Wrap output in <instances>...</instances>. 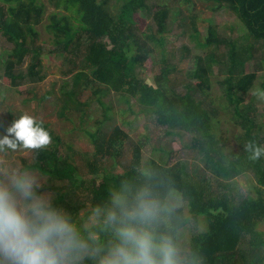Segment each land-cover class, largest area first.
<instances>
[{"label": "trees", "instance_id": "1", "mask_svg": "<svg viewBox=\"0 0 264 264\" xmlns=\"http://www.w3.org/2000/svg\"><path fill=\"white\" fill-rule=\"evenodd\" d=\"M48 1L55 6V10L47 16L45 26L46 31L53 36L52 54L63 55L66 66L64 74L72 82V88L63 93L59 116H65L67 111H79V105L84 104L79 101L80 92L98 82L144 103L145 110L155 115L157 123L167 129V134L181 138L189 135L188 146L199 153L204 167L216 178L228 179L251 170L258 183L257 195L235 196L229 191L209 192L179 164L163 165L151 159L144 165L141 144L133 142L130 144L132 158L124 171L105 175L100 171L98 162L114 150H122L129 139L117 127L111 134H105L100 129L89 133L95 151L93 160H88L87 165L100 176V181L96 177L82 179L77 184L76 164L60 157L58 145L61 140L45 124L43 126L49 131L52 143L38 152L34 169L51 182H69L67 187L54 185L57 189L55 203L77 218L85 206L75 203L71 197L68 189L74 183L78 189L84 186L88 204L94 205L105 198L110 185H117L125 177L138 176L137 169L140 167H149L155 173L153 182L159 191L180 194L192 217L206 216V231L191 237L188 251L195 253L202 264H253L247 261V253L240 252V247L245 245L259 252L264 247V233L259 230V225L264 222V158L253 161L243 148L249 140L264 145V139L254 134V129H259L260 124L251 111V104H243L244 96L254 87L258 77L256 72H245L251 56L245 50L241 53L235 43L218 36L215 29L209 28L204 47H220L223 43L228 46L226 95L233 104L235 120L244 130L245 142L240 150L230 152L225 138L216 135L211 115L196 96L167 86L171 80L168 66H164L156 77V85L148 84L145 76L139 73L140 67L153 54L154 47L160 45V39L152 32H141L129 21L128 16L138 10L149 14V0H124L117 15L111 13L108 0ZM206 1L212 2L214 9L230 10L243 23L251 40L264 42V0ZM45 11L43 0H0V36L11 45L8 52L5 51L4 63L12 85L38 83L44 79V50L36 43L35 26L42 22ZM169 14L170 8L162 6L153 11L152 17L165 25ZM213 57L214 53L211 52L204 57L196 56L194 68L187 73L190 78L199 79L198 88L209 84ZM188 223L189 217L182 208H177L173 219L177 237ZM258 256V263L263 262L264 255L260 252Z\"/></svg>", "mask_w": 264, "mask_h": 264}, {"label": "rangeland", "instance_id": "2", "mask_svg": "<svg viewBox=\"0 0 264 264\" xmlns=\"http://www.w3.org/2000/svg\"><path fill=\"white\" fill-rule=\"evenodd\" d=\"M46 11L42 22L35 26L37 32L36 43L42 46V74L44 79L38 83H25L12 85L7 76L5 68V51L8 52L11 45L0 36V135L10 123L18 118L22 112L35 116L38 120L47 124L48 128L60 138L58 145L60 157L72 160L77 167V184L80 180L96 178L100 176L93 172L88 160H93L95 146L90 132L100 129L105 134H111L117 127L121 128L129 137L123 149L115 150L112 154L102 157L99 169L105 175L123 172L132 158L131 142L141 144L144 165L151 159H155L163 165H177L184 167L189 175L196 181L201 182L209 192L229 191L235 196L257 195L256 177L251 170L230 177L219 179L211 174L205 167L197 151L192 150L188 144L190 136L182 138L178 135L167 134V129L160 126L153 113L145 110V104L128 94L115 92L100 83L95 82L90 87L82 89L79 94V111H67L65 116H59L62 107L63 93L72 88L70 77L65 76V64L63 55L52 54L54 49L53 36L46 31L47 16L55 10V6L48 0ZM124 0H108L113 15L119 13ZM150 13L134 11L128 16L129 21L141 32L154 33L160 39V45L154 47V52L144 65L140 67L139 73L145 76L148 84L156 85V77L161 74L162 68L168 66L170 82L167 86L176 90L194 94L202 103L203 107L211 115L214 131L217 136L225 138L227 148L230 152H238L245 142L242 125L235 120L233 104L226 95V78L228 73L226 43L220 47H204L209 28L217 31L218 36L235 43L236 48L242 53L244 50L251 56L246 63L245 72L257 73V79L252 89L259 87L264 89V42L258 43L251 40L243 23L236 18L228 9H214L213 3L206 0H149ZM162 6L170 8L169 18L165 25L156 22L152 17L153 11ZM197 30V33L195 31ZM214 53V61L211 63L209 73V84L197 87L198 78H190L188 72L194 68L196 56H206ZM27 61L23 67L26 66ZM100 89L99 92L95 91ZM251 89V90H252ZM243 104H251L252 110L260 124V128L254 129L264 139V101L258 100L246 94ZM107 116V118H106ZM101 121V124L98 122ZM115 152V153H114ZM104 153V152H102ZM22 153H15L13 157L20 158ZM31 162V161H28ZM44 183V190L56 196V187H67L69 182H51L38 170ZM87 182V181H86ZM70 186L71 197L77 204L84 205L77 215V220L85 214L89 204L84 186ZM53 186L47 188V186ZM227 185V187H226ZM179 199L180 207L184 214L189 217V223L183 227L178 234V242L186 250L190 248L191 237L197 233L206 231V216L192 217L189 214L186 201L180 194H172ZM70 198V196H69ZM259 230L264 233V222L259 225ZM248 254L253 264L258 263V253L264 255V247L259 251L251 247L241 246L240 252ZM253 252L251 255L250 253Z\"/></svg>", "mask_w": 264, "mask_h": 264}, {"label": "clouds", "instance_id": "3", "mask_svg": "<svg viewBox=\"0 0 264 264\" xmlns=\"http://www.w3.org/2000/svg\"><path fill=\"white\" fill-rule=\"evenodd\" d=\"M251 95L264 101V89ZM51 143L43 121L27 112L0 135V264H202L178 242L179 199L157 189L149 167L110 185L79 220L55 203L34 169ZM243 148L253 161L264 158L254 140Z\"/></svg>", "mask_w": 264, "mask_h": 264}]
</instances>
